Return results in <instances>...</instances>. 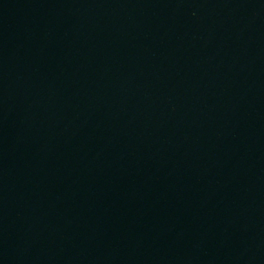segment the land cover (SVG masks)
<instances>
[{
    "label": "water",
    "instance_id": "95a60500",
    "mask_svg": "<svg viewBox=\"0 0 264 264\" xmlns=\"http://www.w3.org/2000/svg\"><path fill=\"white\" fill-rule=\"evenodd\" d=\"M0 264H264V0H0Z\"/></svg>",
    "mask_w": 264,
    "mask_h": 264
}]
</instances>
